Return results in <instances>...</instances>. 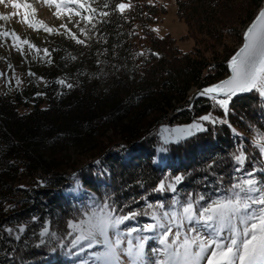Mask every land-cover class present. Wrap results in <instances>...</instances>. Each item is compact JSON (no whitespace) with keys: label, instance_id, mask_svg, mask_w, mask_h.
<instances>
[{"label":"trees","instance_id":"1","mask_svg":"<svg viewBox=\"0 0 264 264\" xmlns=\"http://www.w3.org/2000/svg\"><path fill=\"white\" fill-rule=\"evenodd\" d=\"M262 1L176 0L184 37L193 40L184 51L170 34L157 36L150 28L166 12L164 5L131 0L121 15L112 10L121 0H109V8L96 0L93 53L110 71L106 88L90 82L83 61L57 39L39 91L0 93V264H69L76 248L68 222L105 201L118 215L141 213L122 224L132 228L152 221L144 213L159 211L148 205L167 210L173 198L183 202L189 194L204 195L205 203L226 195L249 172L264 187V154L253 144L257 133L264 134V97L253 90L232 98L227 114L212 99L188 105L194 89L228 74V58ZM205 113L217 123L164 143L162 126ZM240 150L246 156L242 167L234 159ZM178 175L183 180L176 192L154 191L161 180ZM45 227L55 237H41Z\"/></svg>","mask_w":264,"mask_h":264},{"label":"snow or ice","instance_id":"2","mask_svg":"<svg viewBox=\"0 0 264 264\" xmlns=\"http://www.w3.org/2000/svg\"><path fill=\"white\" fill-rule=\"evenodd\" d=\"M96 2V0H92ZM10 3L13 9L18 11L10 15H20L23 11L21 23L27 24L34 30L42 28L48 33L56 29L45 25L42 21L33 23L29 16H34L36 9L28 0L18 2V0H0V4ZM49 7L54 6V15L59 19L62 14H67L69 20L75 15L80 19L95 27L93 20L97 14V8H93L89 0H43ZM71 5H75L80 10H74ZM104 8H109V0H104ZM131 0L128 2L116 3L112 10L123 13L131 9ZM31 10V11H29ZM83 12L91 13L82 15ZM101 16H108L110 12H99ZM10 16L0 14V21L8 20ZM79 26V21H77ZM72 39L78 44L84 41L76 37L75 33L61 25ZM153 31H158L153 29ZM80 32L86 34L84 28ZM16 41L13 46L19 51L20 44L35 48L28 40L21 38L15 32L0 31V37H9ZM243 45L229 60L231 76L218 84L202 89L198 95L208 96L215 101L220 108L227 114L228 105L232 97L238 93L257 91L264 97V9L259 10L253 22L244 32ZM39 51V49H37ZM45 55H49L48 50H43ZM74 59V57H73ZM20 81L17 80V84ZM58 83L66 84L64 80ZM224 98L219 99V96ZM200 120L210 123H217L211 114L200 117ZM204 126L199 122H194L184 127H177L171 131L175 134L171 137L174 142H179L196 132L205 131ZM164 131H168L164 129ZM164 143H169V137L164 138ZM255 147L264 154V134L257 133V138L253 140ZM164 151L165 149H160ZM238 165L243 166L246 156L243 150L234 155ZM240 169L237 168V171ZM247 178H241L232 184L227 190L226 195H218L209 198L205 203V196L196 194L195 197L189 194L186 201L173 198L169 209L164 211V205H148L153 210L150 215L153 223L143 225L142 228H129L127 233H120V225L126 221L133 220L141 215L139 212L130 211L127 214L118 215L115 205H110L107 201L99 205L90 206L89 210L82 213V218L76 222L69 221L67 227L71 230L68 235H73L70 241L71 248H81L85 242L88 248L95 245H103L104 251L94 255V264H119L117 249L127 255L130 264H143V253L145 241L150 239L148 236L133 233L150 232L155 234L160 248L155 251L161 257L157 264H264V187H258V181L253 172L246 174ZM182 176H175L170 181L161 180L154 191L176 192V185L181 183ZM175 229V231H174ZM185 229H187L185 231ZM12 232V229H7ZM20 232L24 229L20 228ZM116 235L115 240L109 238V232ZM55 237V233H49L48 227L40 232L41 237ZM127 237V247H121L124 243L123 237ZM19 239V237H17ZM133 239L137 242L133 244ZM44 241L41 240V243Z\"/></svg>","mask_w":264,"mask_h":264},{"label":"rangeland","instance_id":"3","mask_svg":"<svg viewBox=\"0 0 264 264\" xmlns=\"http://www.w3.org/2000/svg\"><path fill=\"white\" fill-rule=\"evenodd\" d=\"M147 2L157 3L164 5L166 7V12L161 14L157 21H154L150 24V28L157 29L158 31H153L157 36H163L165 34H170L175 38L176 45L184 50L188 51L193 46V40L189 37H184L186 34V24L184 21L180 20L176 16V0H146ZM18 2H24V0H18ZM29 3L33 5L36 9L34 16L30 15L29 20L33 23L42 21L45 25L56 29L52 33L44 31L42 28H39L37 23V28L39 30H34L27 26V24L21 23L23 11L20 10V15H10L17 12V9H13L10 3L0 4V14L10 16L8 20L0 21V31H9L15 32L21 40H28L35 48H29L27 45L20 44L19 47L23 51L17 50L13 45L17 43L14 41L11 36L9 37H0V93L5 95H11L16 90H32L35 89L39 91L43 85L46 84V77L44 75V70L49 67V55H45L44 49L48 50L52 43L59 39L61 42L68 47L69 51L74 54L78 59L80 58L84 63V69L86 74L89 76V81L98 82L100 88H106L109 84L108 77L110 71L107 67L99 66L98 57L93 53V45L98 40V30H97V21L94 18L93 23L95 27L93 28L91 24H87L86 21L76 17L75 15L71 16V20L67 14H62L58 19L54 13L56 9L54 6L49 7L43 3V0H28ZM93 8L94 5L92 0H89ZM74 10H80L75 5H71ZM31 11V10H29ZM82 11V10H81ZM91 13L83 12L82 15H90ZM77 21H79V26H77ZM61 25H67V28L71 33H75L76 37L80 40H83V44H78L74 39L70 37L68 32L65 31ZM134 26H137L135 23ZM80 28H84L86 34L80 32ZM228 43L233 41L232 38H227ZM39 49V51H37ZM17 80L20 81L17 84ZM222 99V98H220ZM208 115V113L201 114L196 117L194 120L183 123H174V125L162 126L160 130V136L164 140L165 137H171L175 134L171 131L177 127H184L190 125L194 122L201 123L204 128L206 127L207 121L200 120V117ZM166 122V121H164ZM161 122V123H164ZM167 129L168 131H164ZM76 151L74 149L69 150V155L71 158L74 157ZM262 185L260 184L259 187ZM17 200H20L21 196L16 195ZM168 210V209H167ZM164 210V211H167ZM152 220L150 223H153ZM143 226L135 227L142 228ZM129 228L120 225L118 231L120 233H127ZM187 229H185L186 231ZM175 231V229H174ZM137 235H144L150 237L145 241L144 253H143V264H157V261L161 259L158 253L155 251L160 248L158 241L155 239V234L150 232L143 233H133L132 236L136 237ZM109 238L115 240L117 237L113 232H109ZM124 243L121 247H127V237H123ZM137 241L133 239V244ZM87 242L81 248H76L75 254L72 255L71 261L69 264H94V255L96 253L103 252V245H95L92 248L86 246ZM117 254L119 256V264H130L129 258L124 253L120 252L117 249Z\"/></svg>","mask_w":264,"mask_h":264},{"label":"water","instance_id":"4","mask_svg":"<svg viewBox=\"0 0 264 264\" xmlns=\"http://www.w3.org/2000/svg\"><path fill=\"white\" fill-rule=\"evenodd\" d=\"M261 9H264V0L262 1L261 6L259 7V9H258L256 15L258 14L259 10H261ZM256 15L253 17V19L250 21V23H249V24L247 25V27L244 29V31H243V33H242V42H241V44L236 48V50L233 52V54L228 58V61H227L228 74L225 75L224 77H222L221 79H219V80H217V81L211 83V84H208V85H205V86H203V87H200V88H196V89H194V90L190 93V95H189V104H190V105H192L193 102H194L196 99H208V100H211L210 97H208V96H199L198 93H199L202 89H205V88H208V87L213 86V85H215V84H218V83H220L221 81L226 80V79H228V78L231 76V69L229 68V60H230L231 57H232V56H233V55L239 50V48L242 47L243 42H244V40H243L244 32H245L246 29L249 27V25L253 22V20L255 19ZM251 92H252V91H250V92L238 93L236 96H234V97H232V98L240 97V96H243V95H248V94H250ZM218 98H224V97L221 95V96H219Z\"/></svg>","mask_w":264,"mask_h":264},{"label":"built area","instance_id":"5","mask_svg":"<svg viewBox=\"0 0 264 264\" xmlns=\"http://www.w3.org/2000/svg\"><path fill=\"white\" fill-rule=\"evenodd\" d=\"M18 201H19V200H17V197L15 196V197H14V205L18 206ZM28 223H29V220L26 221V222H23V224H28Z\"/></svg>","mask_w":264,"mask_h":264},{"label":"bare ground","instance_id":"6","mask_svg":"<svg viewBox=\"0 0 264 264\" xmlns=\"http://www.w3.org/2000/svg\"><path fill=\"white\" fill-rule=\"evenodd\" d=\"M19 193V192H18ZM19 196H20V194H19ZM24 198V197H23ZM22 199V195H21V198H20V200ZM27 220H25L24 222H26Z\"/></svg>","mask_w":264,"mask_h":264}]
</instances>
